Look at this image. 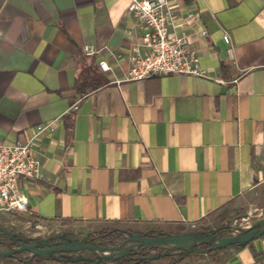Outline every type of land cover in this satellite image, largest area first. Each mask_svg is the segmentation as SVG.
I'll return each instance as SVG.
<instances>
[{
	"label": "crops",
	"instance_id": "crops-1",
	"mask_svg": "<svg viewBox=\"0 0 264 264\" xmlns=\"http://www.w3.org/2000/svg\"><path fill=\"white\" fill-rule=\"evenodd\" d=\"M168 2L210 79L123 80L143 34L129 0H0V142L55 125L18 181L25 226L192 233L264 187V0ZM209 264H264V237Z\"/></svg>",
	"mask_w": 264,
	"mask_h": 264
},
{
	"label": "built area",
	"instance_id": "built-area-1",
	"mask_svg": "<svg viewBox=\"0 0 264 264\" xmlns=\"http://www.w3.org/2000/svg\"><path fill=\"white\" fill-rule=\"evenodd\" d=\"M127 11L136 17L143 34L133 50L123 80L143 81L149 77L171 74L210 79L200 66L197 51L190 47L189 35L170 32L176 15L168 0H129ZM200 34L205 37L206 31L201 30ZM223 39L229 42L228 35L225 34ZM83 51L86 55H92L98 53L99 49L86 46ZM99 67L104 72L110 71L105 61H100ZM216 81L224 83L222 80ZM77 103L72 104L71 110H76ZM54 129V121H50L36 125L24 142H0V212L10 215L28 212V200L20 191L18 181L21 178L39 177L41 163L35 149L36 141Z\"/></svg>",
	"mask_w": 264,
	"mask_h": 264
},
{
	"label": "water",
	"instance_id": "water-1",
	"mask_svg": "<svg viewBox=\"0 0 264 264\" xmlns=\"http://www.w3.org/2000/svg\"><path fill=\"white\" fill-rule=\"evenodd\" d=\"M0 231L7 236L9 239L17 242V248L15 250H4L0 251V257H8L13 255L14 252H27L35 254L42 257H54L53 254L60 253H73L81 251H89L96 253L98 258L95 260L96 263L100 261H117L122 257L129 256L133 248L139 247H150L158 249H166L168 251H187V252H202L199 249L201 245H209V249H223L231 245L246 244L253 241L256 237L264 235V226H257L249 230H245L243 233L236 235H231L228 237H217L209 232H203L202 234H194L191 232L182 234H167L165 236L158 237H146L140 235H131L127 237L124 241L119 242L117 246L102 247L98 245H88L82 242L68 238L63 235L55 236L60 238H65L67 241L63 242H51L53 239L42 240L37 243L27 244L17 240L14 233H11L4 228L0 227ZM134 242L133 244L121 249L124 243ZM135 250L133 253H136ZM165 253H162L164 255ZM148 258H153V256H148ZM69 261L75 260H86L85 256H71L67 258Z\"/></svg>",
	"mask_w": 264,
	"mask_h": 264
},
{
	"label": "rangeland",
	"instance_id": "rangeland-1",
	"mask_svg": "<svg viewBox=\"0 0 264 264\" xmlns=\"http://www.w3.org/2000/svg\"><path fill=\"white\" fill-rule=\"evenodd\" d=\"M264 207V187L261 188V191L254 195L253 198L247 199L243 202V204L237 206L236 208L231 209L230 211H224L223 217L221 220H218L216 223H211L210 225H206L202 232H209L217 237H228L231 235H236L241 231L249 230L259 225L264 226V211L260 209ZM17 216L20 220L17 225L10 226L5 225L3 227L5 230L19 234L30 242L39 240H47L52 236H59L61 234L67 235L69 238L76 239L80 242L86 241L89 237L96 236L97 233L107 229V228H99L96 230H91L89 232L79 231L77 228L69 229L67 227H61V225L53 224V225H44L36 227L34 225H26V219H23L24 215H13ZM222 235V236H219ZM125 239V238H124ZM120 241V240H117ZM10 239L0 234V251H4L8 248V244ZM88 245H96V244H88ZM110 247V246H109ZM203 249V247L199 248ZM81 255L88 256L91 252L89 251H81ZM154 253V250L148 251V254L151 255ZM196 254L191 255L186 259L184 264H209L211 262V256L203 254L202 252H195ZM198 253H202L201 256ZM27 253H22V256H27ZM169 262L168 259H164L161 261H154L153 264H167ZM46 264H58L53 261H47ZM108 264H116L113 262H108ZM182 264V263H180Z\"/></svg>",
	"mask_w": 264,
	"mask_h": 264
},
{
	"label": "trees",
	"instance_id": "trees-1",
	"mask_svg": "<svg viewBox=\"0 0 264 264\" xmlns=\"http://www.w3.org/2000/svg\"><path fill=\"white\" fill-rule=\"evenodd\" d=\"M223 217L222 216L218 217L213 215H210L206 219L203 220V223H207L210 220H221ZM204 232V231H203ZM201 231H193L192 233L194 234H202ZM245 231H241L239 233H243ZM238 233V234H239ZM0 234H3L0 231ZM4 235V234H3ZM65 235V234H64ZM131 235H140V236H146V237H158V236H165L167 233H160V232H155V231H147L144 233H138L134 231H123L119 229H105L99 233L94 235L93 237H89L86 241H83V244H96L98 246L102 247H109V246H114L117 243H119L122 239H126L127 237ZM15 238L23 243L27 244H32V243H37L39 240L30 242L24 237L20 236L19 234H14ZM222 236V235H219ZM55 236L50 237L49 239H52ZM259 237H264V235H261ZM256 237V238H259ZM255 238V239H256ZM120 240V241H117ZM252 242V241H251ZM239 244V245H231L229 247H234V246H244L250 244ZM203 247L202 253L212 256L218 251L227 249L229 247L223 248V249H209V245H201L199 248ZM17 248V242L13 241L10 239V242L8 244V248L6 250H15ZM137 250L136 253H132L129 256L122 257L121 259L117 261H111L116 264H153L154 261H161L164 259H168L169 262L167 264H180L187 258H189L191 255L196 254L195 251L192 252H187V251H180V250H175V251H168L166 249H158V248H150V247H139L133 249V252ZM154 250V253L149 255L148 251ZM22 253L14 252L13 255H10L8 257H0V264H46L47 261H53L58 264H108L109 261H100L99 263H96L95 260L98 258L96 253L91 252L90 255L85 256L87 257L86 260H75V261H69L67 258V255L56 253L55 257H42L38 256L35 254L27 253V256H22ZM162 253H165L162 255ZM148 256H153V258H148Z\"/></svg>",
	"mask_w": 264,
	"mask_h": 264
},
{
	"label": "flooded vegetation",
	"instance_id": "flooded-vegetation-1",
	"mask_svg": "<svg viewBox=\"0 0 264 264\" xmlns=\"http://www.w3.org/2000/svg\"><path fill=\"white\" fill-rule=\"evenodd\" d=\"M61 235H63V236H66V237H68L67 235H64V234H61ZM60 235V236H61ZM69 238V237H68ZM70 239V238H69ZM47 240H49V239H47ZM125 239H122L120 242H122V241H124ZM63 241H67V239H65V238H60V237H56V238H53L52 240H51V242H63ZM134 242H128V243H124L122 246H121V249H123V248H125V247H127V246H129V245H131V244H133ZM133 249H135V248H133ZM133 249L131 250V253H133ZM87 252V251H86ZM82 253L81 252H73V253H64V255H67L68 257H71V256H83V255H81ZM54 256H55V254H53Z\"/></svg>",
	"mask_w": 264,
	"mask_h": 264
}]
</instances>
